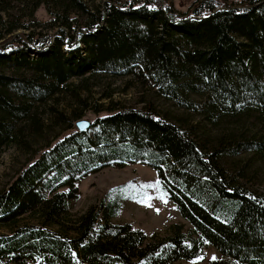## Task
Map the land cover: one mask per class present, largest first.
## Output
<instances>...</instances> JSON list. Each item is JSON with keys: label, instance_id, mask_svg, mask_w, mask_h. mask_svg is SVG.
Returning a JSON list of instances; mask_svg holds the SVG:
<instances>
[{"label": "trees", "instance_id": "1", "mask_svg": "<svg viewBox=\"0 0 264 264\" xmlns=\"http://www.w3.org/2000/svg\"><path fill=\"white\" fill-rule=\"evenodd\" d=\"M41 7L60 25L40 22ZM190 13L170 0H0V155L27 144L25 124L31 136L41 133L38 108L71 80L99 75L133 77L211 125L252 115L263 125L264 0L222 8L199 0ZM112 112L84 132L68 127L0 192V226L9 228L0 233V264H173L200 258L206 246L224 256L210 264H264V195L221 163L230 153H264V135L208 150L149 109ZM132 164L154 170L191 235L175 227L149 240L110 224L120 211L111 199L83 213L73 237L50 228L78 199L80 181ZM30 215L40 222L18 224Z\"/></svg>", "mask_w": 264, "mask_h": 264}, {"label": "rangeland", "instance_id": "2", "mask_svg": "<svg viewBox=\"0 0 264 264\" xmlns=\"http://www.w3.org/2000/svg\"><path fill=\"white\" fill-rule=\"evenodd\" d=\"M196 1L199 0H170V4L175 12L184 16L191 14L190 10ZM216 2L220 8L247 5V0ZM36 17L42 23L60 25L58 18L49 15L44 7L38 10ZM77 18L80 19L78 15ZM74 30L77 29L74 27ZM53 32L51 29L46 33ZM69 32L70 35L76 34V31ZM6 46L15 48L16 45L8 43ZM85 79L71 80L61 93L38 108L41 133L31 136L29 125L25 124L24 137L27 138V144L10 145L3 150L0 155V192L12 183L31 159L37 157L40 150L50 145L68 127L75 126V123L81 120L93 122L96 118L112 114L113 109H149L157 116L187 131L202 149L213 150L222 146L227 148L234 141H257L264 135V124L262 125L254 115L229 117L211 125L202 116L160 97L152 86L133 77L99 75ZM187 97L189 101L197 103L204 100L202 96L194 94H188ZM77 115L79 118L74 119ZM24 137L22 139H25ZM221 163L232 180L252 192L264 195V153L250 152L235 156H231L230 153L225 155ZM157 181L154 170L143 164H132L121 169L105 168L77 184L78 199L68 203L67 213L60 218V224L50 228L73 237L75 232L71 228L75 227V221L89 208L98 206L101 200L111 199L112 202L120 204V211L117 217L109 220L110 224H129L133 230L142 231L149 240L171 236L175 227H179L184 234L191 235L192 226L181 218L165 191L159 184L157 185ZM39 222L38 215H30L22 217L18 224ZM8 231V226H0V233ZM223 259L224 256L218 250L206 246L200 258L194 261L180 260L173 264H210Z\"/></svg>", "mask_w": 264, "mask_h": 264}, {"label": "water", "instance_id": "3", "mask_svg": "<svg viewBox=\"0 0 264 264\" xmlns=\"http://www.w3.org/2000/svg\"><path fill=\"white\" fill-rule=\"evenodd\" d=\"M91 124H92L91 121L81 120L75 123V127L79 132H84L90 128Z\"/></svg>", "mask_w": 264, "mask_h": 264}, {"label": "snow or ice", "instance_id": "4", "mask_svg": "<svg viewBox=\"0 0 264 264\" xmlns=\"http://www.w3.org/2000/svg\"><path fill=\"white\" fill-rule=\"evenodd\" d=\"M159 184V181H157V185ZM149 187H151V185H149ZM150 206V205H149ZM213 259H215V257H213Z\"/></svg>", "mask_w": 264, "mask_h": 264}]
</instances>
